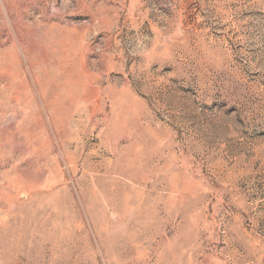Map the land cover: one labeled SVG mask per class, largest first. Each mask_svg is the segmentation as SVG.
<instances>
[{
	"label": "rangeland",
	"instance_id": "1",
	"mask_svg": "<svg viewBox=\"0 0 264 264\" xmlns=\"http://www.w3.org/2000/svg\"><path fill=\"white\" fill-rule=\"evenodd\" d=\"M0 264H264V0H0Z\"/></svg>",
	"mask_w": 264,
	"mask_h": 264
}]
</instances>
